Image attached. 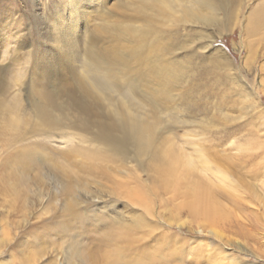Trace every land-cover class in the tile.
Listing matches in <instances>:
<instances>
[{
	"label": "rangeland",
	"instance_id": "rangeland-1",
	"mask_svg": "<svg viewBox=\"0 0 264 264\" xmlns=\"http://www.w3.org/2000/svg\"><path fill=\"white\" fill-rule=\"evenodd\" d=\"M227 1L232 13L216 15L211 26H170L182 49L173 57L174 100L163 105L154 135L155 147L193 163L189 181L222 205L225 220L214 226L192 216L186 181L177 189L158 177L161 160L144 158L143 167L87 160L89 144L72 157L67 152L82 134L75 128L53 131L50 139L43 131L11 128L14 118L33 115L28 53L56 54L47 9L60 10L62 2L48 0L45 10L44 0H0V264H122L138 261L140 252L144 264H264V24L253 30L256 19L264 22V0ZM125 12L111 0L93 13L91 33L101 47L123 37ZM114 25L119 28L108 34ZM58 66L45 88L61 94L70 117L81 116L68 98L75 90L71 70ZM174 108L180 110L169 111ZM28 151L48 165L14 161ZM177 168L181 173L182 165ZM51 169L60 185L44 176ZM23 176L31 177L19 182ZM142 219L144 226L136 223Z\"/></svg>",
	"mask_w": 264,
	"mask_h": 264
},
{
	"label": "bare ground",
	"instance_id": "bare-ground-1",
	"mask_svg": "<svg viewBox=\"0 0 264 264\" xmlns=\"http://www.w3.org/2000/svg\"><path fill=\"white\" fill-rule=\"evenodd\" d=\"M110 1L61 0L60 10V7L57 9L53 6L47 9L51 17V31L55 32L53 43L58 51L48 54L44 49H31L28 53L33 63L30 84L33 115H25L20 120L16 117L10 126L14 131L20 130L21 134L31 128L33 131H43L48 137L58 129L75 128L82 134L74 137L78 147L72 146L67 152L72 157L79 154L81 144H89L94 147L92 154L83 153L87 160L121 161L125 164L136 163L140 167L144 166V158L154 162L161 160L158 177L164 178L170 186H177V189L186 181L185 193L191 199L187 207L192 216L215 226L225 217L222 205L205 186L189 181V170L193 163L186 162L182 155L171 148L160 150L155 147L154 135L167 111L163 105L174 100L172 90L178 74L173 57L182 49L176 34L178 31L170 29V26H211L215 23L216 15L221 12L232 13V4L227 0H117L126 11L125 25L120 27L123 37L115 35V46L104 48L92 35L90 20L94 12L105 10ZM47 4L48 0H44L43 9L46 10ZM263 24L260 18L256 19L253 30L256 31ZM114 26L107 29L108 34L119 28ZM121 41L125 44L116 45ZM56 57L59 62L55 60ZM58 64L62 67L65 64L64 67L68 66L71 70L75 90L68 94V98L80 105L79 108L84 112L81 116L70 117L67 113L69 108L60 104L61 94L55 89L48 91L45 88L49 82L54 83L49 79L57 75ZM3 87L0 83V90ZM173 110L180 109L169 111ZM15 157L17 163H21L22 158L33 163L41 159L40 165H48V159L42 158L36 151ZM179 165L183 167L181 173L178 172ZM19 168L21 170L22 167ZM44 176L60 185L59 177L52 169L46 170ZM30 177L23 176L18 181L28 182ZM222 178L231 185L237 182L235 179L227 180L225 174ZM61 190L71 189L65 187ZM139 203L144 204L143 201ZM144 205L148 209V204ZM136 223L144 226L146 221L142 219ZM139 254L138 261L122 264H144L142 257L145 253Z\"/></svg>",
	"mask_w": 264,
	"mask_h": 264
}]
</instances>
